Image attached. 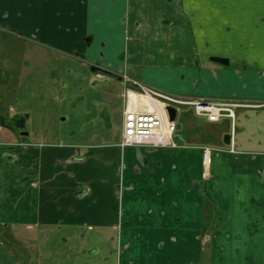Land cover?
I'll use <instances>...</instances> for the list:
<instances>
[{"label":"crops","instance_id":"0c3cea01","mask_svg":"<svg viewBox=\"0 0 264 264\" xmlns=\"http://www.w3.org/2000/svg\"><path fill=\"white\" fill-rule=\"evenodd\" d=\"M4 61L12 103L33 77L80 113L43 132L10 108L24 146L0 150V264H264V108L237 109L234 136L229 119L177 124L172 153L120 146L123 76L264 103V0H0Z\"/></svg>","mask_w":264,"mask_h":264},{"label":"built area","instance_id":"2783aa9c","mask_svg":"<svg viewBox=\"0 0 264 264\" xmlns=\"http://www.w3.org/2000/svg\"><path fill=\"white\" fill-rule=\"evenodd\" d=\"M124 80L127 84L131 83L132 87H127L123 92V132L120 143L122 148L149 147L175 150L178 147L175 140L177 123L170 121L168 108H174L179 112L183 107H192L197 117L210 123L229 119L234 136L237 108L252 106L247 104V101L237 99L217 101L193 99L146 86L127 76ZM261 104L264 106V103ZM229 151L235 152L234 140ZM212 152L211 149L202 152L204 167L210 166Z\"/></svg>","mask_w":264,"mask_h":264},{"label":"rangeland","instance_id":"374dc122","mask_svg":"<svg viewBox=\"0 0 264 264\" xmlns=\"http://www.w3.org/2000/svg\"><path fill=\"white\" fill-rule=\"evenodd\" d=\"M2 64L6 65L8 68H4L5 71L0 72V150L8 151L10 149H16V147L19 146H24L23 142L18 140L19 138L18 132L16 131L19 129L20 120L19 118L13 119L12 117H10V115L12 114L10 110L11 107L15 110L16 113H19V117L25 118V116L27 115L29 117L28 123L29 124L32 122L36 123L35 127L40 130L44 129L46 131L47 129L45 128H47V126H49L50 129L57 128L59 132L71 128V126L64 124L65 122L62 120L70 119V118L75 119L76 114H79L80 112L75 108L72 109V105H71L72 99L70 100L67 97V93L64 94L62 93L64 88L58 89L57 87H55V85H53V83H46L48 85H44L37 81L33 82L34 78L31 77L25 81V86L23 87L17 102L12 103V99H13L12 93L14 87L16 86V81H17L16 79H18L19 81L18 76H16L17 70H11L12 65L10 62L4 61ZM129 87H132L131 83L128 86V88ZM66 90L67 88H65V92ZM189 98L194 99L195 97H189ZM202 99H207L210 101L223 100V99H208V98H202ZM117 102L121 103V100H117ZM247 104L252 106L239 107L237 109L264 108V106H262L263 104L261 103L248 102ZM257 105L258 107H256ZM194 117L196 118L197 116L195 115L192 107H187V108L183 107L178 112L176 123L180 124L182 127L186 126L185 127L186 129H191L189 128L191 124L187 125V123L189 122V120H192V118ZM51 118L53 119V121L51 120ZM199 119H203V118H199ZM45 120L49 121V124L46 126L43 125V122ZM51 121L53 123H51ZM54 122H56V125H54ZM220 124L222 127L225 128L230 125V121L224 119ZM197 127L200 128L199 132H201L202 129L201 125H198ZM26 128H27V132H29L30 126L27 125ZM80 130H82V128ZM178 130L179 129L177 127V132ZM14 131L17 134H14ZM112 132H114L116 136L119 134V127L117 121L113 126ZM177 132H176L175 140L178 147L175 148V150L181 148L177 141ZM199 132L197 131L198 134L197 138L198 136H203L202 139H204V134L202 133L200 135ZM205 134L209 135L210 131L206 129ZM13 143H15L14 144L15 146H12ZM206 149H211L212 151H214L211 148V146H209L208 144H206V146L201 147L202 152H204ZM228 150H230V148ZM211 155H213V152ZM208 167L209 166L204 168L206 169ZM208 213L209 210H207L206 214ZM1 242H2L1 243L2 246H4V250H8V248L10 247L15 249L17 248L16 246L19 247L23 246L22 243L13 240V238L12 239L6 238L5 235ZM18 255L21 256L22 258V260L20 261L21 264H31L33 261L37 260V258L32 253L30 254L31 258L29 260L26 258L24 260V257H29V255L25 254L24 252H20L18 253ZM3 256H4V252H3Z\"/></svg>","mask_w":264,"mask_h":264},{"label":"water","instance_id":"95a60500","mask_svg":"<svg viewBox=\"0 0 264 264\" xmlns=\"http://www.w3.org/2000/svg\"><path fill=\"white\" fill-rule=\"evenodd\" d=\"M210 61L217 63V64H221V65H229V60L228 59H224V58H218V57H212L210 58ZM168 112H169V118L171 122H174L176 120V116H177V111L174 108H168ZM225 142L226 144L230 143V136L227 135L225 137ZM168 153H172V150L168 149L166 150Z\"/></svg>","mask_w":264,"mask_h":264},{"label":"flooded vegetation","instance_id":"af4514ba","mask_svg":"<svg viewBox=\"0 0 264 264\" xmlns=\"http://www.w3.org/2000/svg\"><path fill=\"white\" fill-rule=\"evenodd\" d=\"M125 76H123V79H124Z\"/></svg>","mask_w":264,"mask_h":264},{"label":"trees","instance_id":"16d2710c","mask_svg":"<svg viewBox=\"0 0 264 264\" xmlns=\"http://www.w3.org/2000/svg\"><path fill=\"white\" fill-rule=\"evenodd\" d=\"M206 210V209H205Z\"/></svg>","mask_w":264,"mask_h":264}]
</instances>
